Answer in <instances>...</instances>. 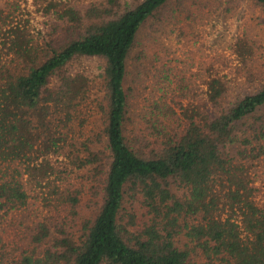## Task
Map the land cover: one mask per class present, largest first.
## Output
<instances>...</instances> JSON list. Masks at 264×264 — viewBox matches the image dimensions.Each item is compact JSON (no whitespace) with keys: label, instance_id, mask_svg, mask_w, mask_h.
I'll return each instance as SVG.
<instances>
[{"label":"trees","instance_id":"trees-1","mask_svg":"<svg viewBox=\"0 0 264 264\" xmlns=\"http://www.w3.org/2000/svg\"><path fill=\"white\" fill-rule=\"evenodd\" d=\"M1 1L0 48L12 58L0 62V229L38 200L51 215L31 229L33 246L0 264H264L250 171L264 156V70L233 88L213 77L187 105L149 98L135 119L128 61L172 0H99L83 15L68 5L42 41L28 21L6 29L26 0ZM233 51L245 67L264 54L248 38ZM83 60L101 62L90 112L88 80L74 69Z\"/></svg>","mask_w":264,"mask_h":264},{"label":"rangeland","instance_id":"rangeland-1","mask_svg":"<svg viewBox=\"0 0 264 264\" xmlns=\"http://www.w3.org/2000/svg\"><path fill=\"white\" fill-rule=\"evenodd\" d=\"M52 1V7L51 0H42L37 4L35 0L21 2L20 8L11 11L6 29L11 24L23 25L28 21L31 32L42 41L50 30V23H56L61 14L56 9L62 11L69 5L83 15L92 5L101 6L99 0ZM54 3H57L55 7ZM65 33L62 29L55 37ZM239 38L256 41L264 51V12L252 0H172L159 17L143 26L130 55L126 90L131 115L136 119L135 115L146 107L152 97L164 98L175 107L177 103L187 105L190 100L194 101L205 93L206 85L213 77H224L231 88L246 80L250 84L257 83L259 74L256 71L264 70V54L255 65L245 67L233 51ZM0 49L1 63L12 58L8 56L7 49ZM100 63L98 60H83L74 67L75 71L80 69L88 80L86 96L89 101L82 105L85 111L91 110L88 105L90 100L94 99L97 103L100 97ZM250 75H253L252 81ZM186 85L189 86L187 90L184 88ZM86 123L88 132L91 125ZM237 147H231L229 153L234 155ZM250 171L261 190L259 199L264 203V156L260 164ZM172 189L176 188L173 186ZM181 192L176 190L177 195ZM87 200L85 197L83 201ZM81 211L89 214L86 205ZM49 215L51 213L42 205V200H38L29 210L7 218L0 229V254L5 256L6 261L20 258L25 249L34 245L31 229L39 221L50 219ZM185 242L181 236L178 245L183 247Z\"/></svg>","mask_w":264,"mask_h":264}]
</instances>
